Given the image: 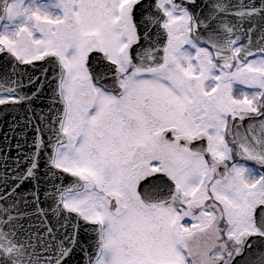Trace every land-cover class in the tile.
Masks as SVG:
<instances>
[{"label": "snow or ice", "instance_id": "6c2138e0", "mask_svg": "<svg viewBox=\"0 0 264 264\" xmlns=\"http://www.w3.org/2000/svg\"><path fill=\"white\" fill-rule=\"evenodd\" d=\"M246 71L264 0H0V264H264V105L163 136Z\"/></svg>", "mask_w": 264, "mask_h": 264}, {"label": "flooded vegetation", "instance_id": "af4514ba", "mask_svg": "<svg viewBox=\"0 0 264 264\" xmlns=\"http://www.w3.org/2000/svg\"><path fill=\"white\" fill-rule=\"evenodd\" d=\"M233 55H237L236 53H232ZM241 59L244 58L242 55V51L238 54ZM219 63V61H216ZM233 67H235V61H233ZM231 71L229 69L225 70ZM218 75V74H217ZM238 76V77H237ZM264 79V76L260 77ZM256 79V78H255ZM216 79H209L207 81V91L202 92L197 96V102L199 105V111L196 110V106L192 105L189 107V111L183 113L179 116V119L174 121L175 127L173 131H164L163 136L167 140H171L173 138V133L178 136L184 137L181 140V143H185L187 139L192 138L198 134L197 125L201 123H206L211 116H214L217 112L228 111L231 109H239L241 107L250 108L253 103L262 104L263 97L253 98V93H258L261 91L260 88L246 87L245 85L251 82L250 77H245L242 74L235 76H224L221 80V86L216 91H212V89L216 86ZM245 93L247 95H245ZM203 118V119H201ZM195 121V123H193ZM172 121H163L158 123V130L161 128V124L164 127L170 125ZM231 118H228V127L231 128ZM233 157L235 158L236 152H238V146L233 144ZM219 155V154H217ZM238 163H242L241 161H237ZM210 163H212L210 161ZM207 207L209 210L215 212L214 201H209ZM259 203V201H256ZM178 208L180 207L179 203L176 205ZM217 209V208H216ZM251 209H249V212ZM222 224V223H221ZM198 239H203V237H198Z\"/></svg>", "mask_w": 264, "mask_h": 264}, {"label": "rangeland", "instance_id": "374dc122", "mask_svg": "<svg viewBox=\"0 0 264 264\" xmlns=\"http://www.w3.org/2000/svg\"><path fill=\"white\" fill-rule=\"evenodd\" d=\"M237 75H239V74H237ZM242 75L245 76V77H250V78H251V82H253V81L255 80V78H257L256 76L251 75V74H250L249 72H247V71H246L245 73H242ZM237 77H238V76H237ZM175 119L178 120V119H179V116H177ZM208 204H209V203H208ZM215 212H216V214H217L218 222H219V223H223V220L219 219L220 213L217 211L216 208H215Z\"/></svg>", "mask_w": 264, "mask_h": 264}, {"label": "water", "instance_id": "95a60500", "mask_svg": "<svg viewBox=\"0 0 264 264\" xmlns=\"http://www.w3.org/2000/svg\"><path fill=\"white\" fill-rule=\"evenodd\" d=\"M239 151H241V149L238 147Z\"/></svg>", "mask_w": 264, "mask_h": 264}]
</instances>
